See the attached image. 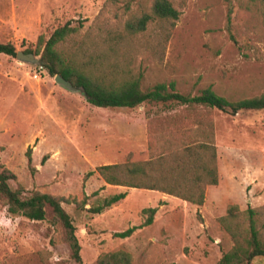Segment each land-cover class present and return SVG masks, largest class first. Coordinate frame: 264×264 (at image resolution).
<instances>
[{"label":"rangeland","instance_id":"374dc122","mask_svg":"<svg viewBox=\"0 0 264 264\" xmlns=\"http://www.w3.org/2000/svg\"><path fill=\"white\" fill-rule=\"evenodd\" d=\"M169 1L176 21L155 19L144 33L128 35L125 23L149 14L154 0H0V43L41 51L69 22L76 30L64 52L83 42L93 56L108 57L109 42H120L117 70L141 74L143 91L173 82L183 95L210 88L229 101L264 93V0ZM36 57L32 64L0 54V171L14 175L9 186L23 198L38 192L68 199L61 206L85 264H104L113 253L126 254L128 264H218L234 245L218 222L229 206L245 227L247 211H255L264 234V110L193 113L211 122L218 175L197 206L159 191L108 185L97 172L146 161L149 123L169 122L183 108H97L80 90L56 84ZM118 193L125 198L100 214L88 212ZM147 208H156L149 226L125 239L114 236L142 225ZM0 264L76 263L49 207L43 221H31L9 213L0 199ZM250 264H264V257Z\"/></svg>","mask_w":264,"mask_h":264},{"label":"trees","instance_id":"16d2710c","mask_svg":"<svg viewBox=\"0 0 264 264\" xmlns=\"http://www.w3.org/2000/svg\"><path fill=\"white\" fill-rule=\"evenodd\" d=\"M178 17L179 12L169 0H154L149 14L127 21L124 29L128 35H136L144 33L150 21H176ZM75 30L67 22L52 32L41 51L37 49L35 52H23L33 53L35 56L40 53V65L48 75H60L72 86L81 88L86 101L97 108L134 109L143 104H160L166 109L183 108L182 114L169 122L162 120L157 127H152L149 123L146 161L103 165L97 168L98 174L111 186L159 191L201 206L206 187L218 183L216 150L211 122L203 114L197 116L198 119L193 118V113L204 111L207 114L216 110L235 115L240 111L264 110V93L252 98L229 101L210 88L202 90L198 95H183L176 91L173 82L159 83L143 91L140 88L141 74H135L131 69L119 74L117 70L118 59L115 55L122 46L120 42H109L108 50L111 55L108 57L93 56L89 53V46L83 42L74 45L71 52H64L62 45ZM42 43L43 40L39 39V45ZM16 53L13 45L0 43V54L16 57ZM127 64L130 65L129 62ZM29 153L28 149V159ZM14 178L7 169L0 171V199L6 203L8 212L31 221H43L46 207H49L64 229L71 259L76 264H85L80 255L75 227L61 206V202L68 199L38 192L23 198L19 190H13L9 186V181ZM125 196V193L112 195L104 199L102 205L90 207L88 212L100 214ZM85 200L86 197L79 204L84 205ZM143 212L149 214V217L142 225L117 232L114 236L125 239L135 230L149 226L156 208H147ZM240 216L236 206H229L226 215L218 219L234 242L231 250L222 256L218 264H250L255 257H264V234L257 227L256 212L251 209L247 211L246 227L239 222ZM103 258L107 260L104 264L129 262L124 253H113Z\"/></svg>","mask_w":264,"mask_h":264},{"label":"water","instance_id":"95a60500","mask_svg":"<svg viewBox=\"0 0 264 264\" xmlns=\"http://www.w3.org/2000/svg\"><path fill=\"white\" fill-rule=\"evenodd\" d=\"M16 59L20 60V61L32 63V64H38L39 63V59H37V57L33 53H24L23 51H17ZM54 81L56 84H58L59 86L65 88L69 91L76 92V91L80 90L83 93L81 88H76V87L72 86V84L70 82L66 81L60 75H56L54 77Z\"/></svg>","mask_w":264,"mask_h":264}]
</instances>
